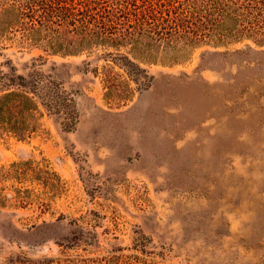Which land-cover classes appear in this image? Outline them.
Instances as JSON below:
<instances>
[{
    "label": "rangeland",
    "instance_id": "374dc122",
    "mask_svg": "<svg viewBox=\"0 0 264 264\" xmlns=\"http://www.w3.org/2000/svg\"><path fill=\"white\" fill-rule=\"evenodd\" d=\"M101 53L0 40V69L45 74L78 114L69 126L47 113L30 139L0 134V264H264V44L141 62L140 83L110 62L133 92L121 101ZM24 160L63 190L6 176Z\"/></svg>",
    "mask_w": 264,
    "mask_h": 264
},
{
    "label": "trees",
    "instance_id": "16d2710c",
    "mask_svg": "<svg viewBox=\"0 0 264 264\" xmlns=\"http://www.w3.org/2000/svg\"><path fill=\"white\" fill-rule=\"evenodd\" d=\"M14 35L52 54L99 50L107 62V97L129 100L133 92L119 88L110 62L134 66L128 77L140 83L141 62L178 64L209 44L250 38L264 44V0H0V40ZM17 71L0 69V134L30 139L44 129L47 113L60 114L69 126L77 122L55 80ZM10 175L42 181L52 196L64 187L58 172L35 160L12 163Z\"/></svg>",
    "mask_w": 264,
    "mask_h": 264
}]
</instances>
